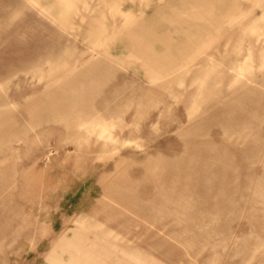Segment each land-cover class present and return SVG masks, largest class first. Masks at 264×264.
<instances>
[{"label": "rangeland", "instance_id": "374dc122", "mask_svg": "<svg viewBox=\"0 0 264 264\" xmlns=\"http://www.w3.org/2000/svg\"><path fill=\"white\" fill-rule=\"evenodd\" d=\"M231 4L178 52L190 0H0V264H264V0Z\"/></svg>", "mask_w": 264, "mask_h": 264}, {"label": "crops", "instance_id": "0c3cea01", "mask_svg": "<svg viewBox=\"0 0 264 264\" xmlns=\"http://www.w3.org/2000/svg\"><path fill=\"white\" fill-rule=\"evenodd\" d=\"M57 3L64 9L69 10L73 3V0H56ZM210 0H190L192 11L189 13H182L177 10H174L172 13V21L178 22L184 25L183 29L179 31L185 34V39L180 43L179 46H176L178 52L192 51L194 44L197 42L201 35L207 33L210 29L217 26L219 23L220 15L214 11L213 6L209 5ZM231 9L233 10V0L231 4ZM124 14V17L127 15ZM157 22H161L160 18ZM178 33V31H176ZM151 32L146 26L145 21L137 24L133 29L128 31V36L130 43L133 46L134 52L137 53L140 57L147 59V65L150 69H156L158 74H162L170 65L167 59L170 56V42L177 41V38L169 39L168 36L158 35L154 38H150ZM160 41L162 43H167L166 51L162 53H156L152 50V43L154 41ZM167 53V55H165ZM168 56V57H167ZM70 244L69 240L62 239L59 240L54 247L52 248L49 259L54 260L57 257L58 250L63 246ZM85 251H78L75 254H72L70 260L65 264H93V261L96 260V255L89 252V255L93 254V258H87Z\"/></svg>", "mask_w": 264, "mask_h": 264}]
</instances>
